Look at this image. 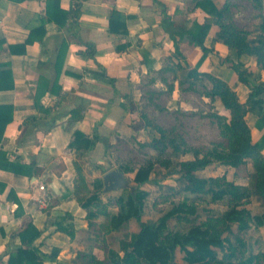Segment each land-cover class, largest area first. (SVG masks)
Wrapping results in <instances>:
<instances>
[{
    "label": "crops",
    "instance_id": "0c3cea01",
    "mask_svg": "<svg viewBox=\"0 0 264 264\" xmlns=\"http://www.w3.org/2000/svg\"><path fill=\"white\" fill-rule=\"evenodd\" d=\"M196 1L59 0L60 10L67 11L79 3L82 11L77 22L67 18L61 23L48 19L47 0H0V105L13 109L0 150L6 151L11 161L33 163L38 168L31 176L0 168V182L6 184L0 191V264H7L9 251L21 244L19 232L30 222L40 231L34 245L43 256L42 264H78L80 251L102 256L96 251L100 247L89 245L88 209L74 194L75 164H81L89 189L94 192L97 183L103 182L104 188L106 172L122 170V164L115 160L125 161V147L158 136L149 128L133 127L146 110L145 105L154 101L161 109V103L166 104V113L175 108L207 113L202 105L208 97L184 82L187 65L195 66L203 55L201 47L180 40L181 56L174 57V40L162 25L165 8L175 22L188 28L196 21L203 22L210 15ZM213 1L221 6L225 0ZM238 1L232 0L237 26L233 10ZM114 9L126 23L127 34L111 32L109 20ZM218 30L219 26L213 24L207 34L205 45L213 51L205 56L199 70L226 80L245 103L250 86L222 61L226 56L236 61L237 55L215 40ZM88 42L95 46L94 57L84 53ZM117 45L125 47L118 50ZM245 60L254 76L264 81V70L258 67L255 57L247 56ZM174 61L181 65L183 79L170 82L169 73L178 67ZM54 85L61 86L60 93L51 90ZM146 88H152V92ZM160 88L167 90L166 97L150 98ZM215 103L218 114L228 115L220 101ZM73 108L80 109L83 118L71 120ZM147 114L155 118L150 111ZM31 117L37 119L30 121ZM247 118L252 120L248 122L257 140L261 133L255 125L257 116L249 112ZM75 131L89 138L97 136L95 146L71 147ZM117 153L121 155L116 157ZM173 155L177 162L193 159L190 153ZM58 162L64 167L60 172ZM127 173L135 176V172ZM40 183L46 190L39 188ZM105 194L102 189V200ZM46 197L48 204L44 205ZM108 209L116 212L118 207ZM66 213L72 218L64 224L72 226L74 236L58 229L56 219ZM92 221L100 224L104 216Z\"/></svg>",
    "mask_w": 264,
    "mask_h": 264
},
{
    "label": "trees",
    "instance_id": "16d2710c",
    "mask_svg": "<svg viewBox=\"0 0 264 264\" xmlns=\"http://www.w3.org/2000/svg\"><path fill=\"white\" fill-rule=\"evenodd\" d=\"M249 1L263 12L261 26L264 30V0ZM196 4L210 15L203 22L196 21L193 27L188 28L175 22L165 8L162 25L174 40V57L181 56L178 49L180 40H186L193 46L201 47L203 55L195 66L187 65L184 82L191 87H195L199 82L206 85L207 91L202 94L213 101H220L228 110V115L217 112L214 114L220 134L226 139V143L216 142L203 151L199 147L190 145L174 128L167 129L157 123L145 111L140 113V119L133 127L149 128L158 132L159 135L153 136L150 141L139 143L143 147L149 146L159 153H163L167 147L171 148L172 153H191L193 159L176 163L184 180V190L198 196L207 193L213 201L228 197L227 209L218 213L211 211L204 222L191 224L186 231L170 229L168 224L173 217H189L198 213L196 204L190 200V197H185L155 219L144 218L145 201L149 192L140 188L139 185L150 180L155 164L171 165L173 163L168 159L162 160L157 155L155 158H149L136 169L130 166L121 168L123 172H135L136 190L132 193L129 189L130 192L126 197L118 196V210L112 212L99 196L103 189V182L95 184V191L92 192L83 175V168L77 162L74 194L82 206L88 209L90 237L100 240L102 244L99 247L104 250L105 255L99 258L95 254L80 251L78 255L81 260L78 264H260L263 253H247L246 240L241 234L252 224L261 225L264 222V81L254 76L245 60L247 56H254L258 67L264 70V33L252 37L249 32L235 24L232 0H225L221 6H217L213 0H197ZM81 12L79 3L64 11L59 9V0H47L46 14L49 20L64 23L67 18H71L77 22ZM213 24L219 26L215 40L222 41L237 55L236 61L230 56L222 58V61L236 71L242 83L250 86V93L245 103L241 102L237 91L226 80L210 72L199 70L205 56L213 51V48L205 45V39ZM109 25L111 32L128 33L126 23L121 20V14L116 9L111 13ZM94 47V44L88 42L87 50L84 51L85 55L94 57ZM124 47L125 45H117L118 50ZM174 70L172 71L175 72ZM55 85L51 90L60 93L61 86L55 87ZM36 101L38 102L37 98ZM249 112L257 116L255 125L261 132L257 140L252 136L247 118ZM71 118V120L83 118L81 110L73 108ZM12 119V107L0 105V142L4 140L5 128ZM36 119L31 117L30 121ZM97 138V136L89 138L81 131H75L70 146L91 149L95 146ZM247 160L252 162L254 169L251 174V187L229 180L225 175L202 177L196 173L197 170L204 169L213 163L237 167ZM0 168L29 176L38 170L33 163L11 161L6 151L2 149L0 150ZM57 168H59L57 172L62 171L63 164L58 162ZM5 187L6 184L0 182V191H3ZM252 192L259 197L262 204V212L258 215H254L247 206ZM12 194L13 191H11ZM15 200L19 202L16 197ZM99 216H104L102 223L97 224L92 221ZM70 218L72 215L66 213L65 216L57 218L56 223L59 230L74 236L75 231L72 226L64 224ZM132 219L138 222V231L132 232L129 238L111 237L109 240L114 232L125 229ZM234 224L238 232L234 230ZM39 235L40 231L32 222L28 223L19 232L21 244L9 251L7 264H42L43 256L38 253V248L34 245ZM179 253H181V259H178Z\"/></svg>",
    "mask_w": 264,
    "mask_h": 264
},
{
    "label": "rangeland",
    "instance_id": "374dc122",
    "mask_svg": "<svg viewBox=\"0 0 264 264\" xmlns=\"http://www.w3.org/2000/svg\"><path fill=\"white\" fill-rule=\"evenodd\" d=\"M247 1L249 2V0ZM249 3L243 2V0H239L235 5L233 12L236 15L240 28L249 32L252 37H256L264 33V30L261 26L263 12L255 8L251 1ZM174 63L176 62L174 61ZM174 71L175 72L172 71L171 73H169L170 78L168 79H170V82H173L176 79H183L181 65L176 67ZM196 86L195 89L197 93H199L200 95L202 93H206V85L199 82ZM149 89L151 90L152 88H146L145 91L149 92ZM151 92L152 90L150 91V93ZM166 92L167 90L165 91L160 88L156 91V94L158 93V95L154 94L152 95V97L150 96V98H158V100H161L166 97ZM167 94L169 96V93ZM208 99V102H206L204 105L200 104L202 105L203 109L207 111L205 115H199V110L195 112L193 111L192 113H187L177 108L166 113L163 111V108L167 109L166 104L161 103V105H164L161 110L155 107L154 104H156V102L154 101H152L151 104L145 105L146 110L143 109V111H147L146 113L150 111V114L155 115V118H153L157 123L167 129L174 128L178 133L182 134L185 137L190 145L199 147L203 151H205L207 150V148L213 146V144L216 142L226 143V139L220 134V128L218 126L217 119L216 117H214V114L218 111L216 108L217 103H215V100H211L210 97H208ZM147 109H149V111ZM248 121H252L251 118H248ZM156 134L159 135L158 132ZM123 152H125V161L115 160L116 164H122L123 167L124 165H126L137 168L147 162L149 158H155L157 155H159L162 160L166 161L168 159L173 161L171 165L167 163L155 164L153 171L150 174V180L139 185L140 188L146 189L149 192V195L147 196L145 201L143 216L144 218L155 219L164 214L174 204L181 202L185 197H190V200H193V202H195L198 213L195 216L191 215L189 217H173L169 220L168 224L170 229L186 231L191 224H201L202 222H204L211 211H215L216 213H218L227 209L228 197H225L224 199L219 201H213L211 200V196L207 193L198 196L195 194H190L189 192H186L184 190V180L181 177V173L176 165L177 160L173 159L174 155L171 151V148L167 147L165 148V151L163 153H159L149 146L143 147L138 144L136 146H132V148L125 147L122 153ZM118 155L121 154L117 153L116 157H118ZM253 170V165L250 160H247L245 163H242L237 167L221 163H213L208 167L199 170L198 175L203 177L208 175H225L230 180L251 187V174ZM127 177L130 179L133 185L136 184L134 182V175L132 173H127ZM129 192V189H124L107 193L103 198V203L110 209H114L115 207H117L118 195H123L126 197ZM247 206L254 215H258L262 212L261 201L254 192H252ZM233 228L236 232H238L236 224L233 225ZM138 229V222L136 221V219H132L125 229L114 232L109 237V240L111 237H115V239L124 237L129 238L130 234L134 231H137ZM241 235L246 240L247 253H263L260 259V264H264V222L261 225L252 224L249 228L244 230ZM99 241L100 240L92 239L91 237V240H89V245L94 244L95 246L99 247L100 244H102ZM91 248L93 249V247ZM96 251H98V253H102L101 257L95 254L99 258L105 256L103 249H97ZM178 257V259H181V253L178 254Z\"/></svg>",
    "mask_w": 264,
    "mask_h": 264
},
{
    "label": "water",
    "instance_id": "95a60500",
    "mask_svg": "<svg viewBox=\"0 0 264 264\" xmlns=\"http://www.w3.org/2000/svg\"><path fill=\"white\" fill-rule=\"evenodd\" d=\"M103 180L104 193L121 189H130L132 193H135L136 186L133 185L124 172L118 168H113L106 172L103 176Z\"/></svg>",
    "mask_w": 264,
    "mask_h": 264
},
{
    "label": "built area",
    "instance_id": "2783aa9c",
    "mask_svg": "<svg viewBox=\"0 0 264 264\" xmlns=\"http://www.w3.org/2000/svg\"><path fill=\"white\" fill-rule=\"evenodd\" d=\"M39 188H40L41 190H46V186H45L44 183H40V184H39ZM42 203H43L44 205H47V204H48V198H47V197L44 198L43 201H42Z\"/></svg>",
    "mask_w": 264,
    "mask_h": 264
}]
</instances>
